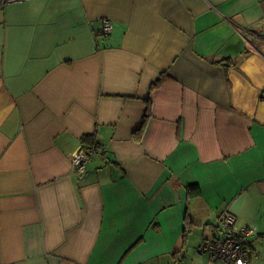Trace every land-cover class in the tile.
<instances>
[{"label": "crops", "instance_id": "crops-1", "mask_svg": "<svg viewBox=\"0 0 264 264\" xmlns=\"http://www.w3.org/2000/svg\"><path fill=\"white\" fill-rule=\"evenodd\" d=\"M224 212L264 264V0L0 3V264H224Z\"/></svg>", "mask_w": 264, "mask_h": 264}, {"label": "built area", "instance_id": "built-area-1", "mask_svg": "<svg viewBox=\"0 0 264 264\" xmlns=\"http://www.w3.org/2000/svg\"><path fill=\"white\" fill-rule=\"evenodd\" d=\"M24 1L29 0H0V3L7 5ZM101 21L102 33L108 34L112 29V23L107 18H102ZM102 151L103 148L99 144L77 149L71 158L74 172H84L91 157ZM217 223L220 226L221 234L202 240L198 245V249L207 253L212 259L222 261L224 264H250L252 255L250 241L256 235V227L254 225L237 227L236 217L230 212H224L217 218Z\"/></svg>", "mask_w": 264, "mask_h": 264}, {"label": "trees", "instance_id": "trees-1", "mask_svg": "<svg viewBox=\"0 0 264 264\" xmlns=\"http://www.w3.org/2000/svg\"><path fill=\"white\" fill-rule=\"evenodd\" d=\"M156 84H157V83H156ZM154 86H155V85H154ZM148 116H149V107H148V105H146V108H145V114L143 115V119H142V122H141L140 128H141L142 126H144V124H145V122H146V118H147ZM82 140H83L84 142H87V141H88V145H87V146H91V145H94V144H98L96 141L92 140V138H89V136H85V137H83ZM195 186H196V185H192V184H190V185H189V190H190V191H191V189H192V190H195V189H194Z\"/></svg>", "mask_w": 264, "mask_h": 264}, {"label": "rangeland", "instance_id": "rangeland-1", "mask_svg": "<svg viewBox=\"0 0 264 264\" xmlns=\"http://www.w3.org/2000/svg\"><path fill=\"white\" fill-rule=\"evenodd\" d=\"M191 238V237H190ZM194 250L196 251V248H195V246H194ZM190 252H192L191 250H188V252H186L188 255H190ZM188 259L190 260V256H188ZM189 264H191V263H189Z\"/></svg>", "mask_w": 264, "mask_h": 264}]
</instances>
